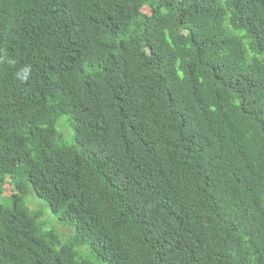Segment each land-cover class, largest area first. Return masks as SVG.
Listing matches in <instances>:
<instances>
[{
    "label": "trees",
    "instance_id": "trees-1",
    "mask_svg": "<svg viewBox=\"0 0 264 264\" xmlns=\"http://www.w3.org/2000/svg\"><path fill=\"white\" fill-rule=\"evenodd\" d=\"M0 264H264V0H0Z\"/></svg>",
    "mask_w": 264,
    "mask_h": 264
},
{
    "label": "rangeland",
    "instance_id": "rangeland-1",
    "mask_svg": "<svg viewBox=\"0 0 264 264\" xmlns=\"http://www.w3.org/2000/svg\"><path fill=\"white\" fill-rule=\"evenodd\" d=\"M65 121V119L64 120H62L61 122L63 123ZM61 123V124H62ZM6 189H7V191H9V193H10V191H11V187H6ZM30 197H32V196H30ZM33 197H35L34 195H33ZM36 198V197H35ZM41 204H42V202H41ZM39 205V204H38ZM30 208H31V210L32 211H37L38 210V208H37V205L36 204H30ZM44 214H46V211H44ZM51 219L53 220V225H52V229H54L55 228V226L58 224V225H60L58 228H57V230L59 231V233L63 236V237H65L66 239L68 238V236H71V234H72V232H71V230L69 229V228H67V227H65L64 225H62L61 223H59V222H56V221H54V218L53 217H51ZM64 240L65 242H67L68 240ZM63 241V243H65Z\"/></svg>",
    "mask_w": 264,
    "mask_h": 264
}]
</instances>
